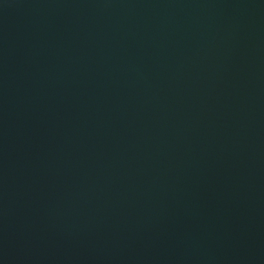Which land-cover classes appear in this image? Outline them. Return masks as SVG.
<instances>
[{
    "label": "water",
    "instance_id": "obj_1",
    "mask_svg": "<svg viewBox=\"0 0 264 264\" xmlns=\"http://www.w3.org/2000/svg\"><path fill=\"white\" fill-rule=\"evenodd\" d=\"M0 264H264V0H0Z\"/></svg>",
    "mask_w": 264,
    "mask_h": 264
}]
</instances>
